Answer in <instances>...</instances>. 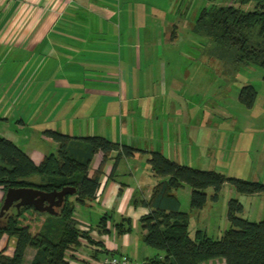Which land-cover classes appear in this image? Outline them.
<instances>
[{
  "label": "crops",
  "instance_id": "crops-1",
  "mask_svg": "<svg viewBox=\"0 0 264 264\" xmlns=\"http://www.w3.org/2000/svg\"><path fill=\"white\" fill-rule=\"evenodd\" d=\"M211 5L237 4L235 0L0 3V135L36 164L53 153L36 146L37 134L47 129L74 137L100 135L146 151L121 158L114 170L115 153L105 160L94 199L77 204L74 211L79 229L88 226L94 242L80 239L66 252L69 264H99L112 254L143 264L158 254L142 239L140 219L149 209L138 201L149 198L159 181L147 155L159 151L167 156V146L171 151L187 146L192 119L201 123L204 117L197 113L192 117L188 103L182 108L173 106V99L164 101L165 64L151 51L157 63L153 71L143 72L142 43L153 50L156 43L179 41L192 32L201 10ZM168 87L173 89L174 84ZM3 124L9 125L10 135ZM43 140L53 142L46 136ZM102 160V153L94 155L90 176ZM5 192L0 187V207ZM104 216L108 217L105 233L98 226ZM122 218L130 219L132 230L117 234L114 225ZM14 245L12 238L0 239V250L7 255L13 254ZM34 252L26 249L22 264H29Z\"/></svg>",
  "mask_w": 264,
  "mask_h": 264
},
{
  "label": "trees",
  "instance_id": "trees-1",
  "mask_svg": "<svg viewBox=\"0 0 264 264\" xmlns=\"http://www.w3.org/2000/svg\"><path fill=\"white\" fill-rule=\"evenodd\" d=\"M235 1L237 5H211L202 9L192 32L207 37L213 54L229 69L246 64L264 66V0ZM249 3H254V8L245 10L243 6ZM256 98L252 86L243 87L239 95L248 107L253 106ZM43 135L57 144V150L39 164L13 141L0 135V187L4 191L30 187L51 192L70 186L76 192L66 195L56 215L37 211L32 206L19 210L12 206L6 211L0 217V239L5 235L15 245L12 255L0 250V264H22L28 248L35 251L29 264H69L66 252L76 247L80 239L94 242L88 230L79 229L74 211L77 204L94 199L105 160L115 153L114 170L121 158L146 152L100 135L74 137L51 129L44 130ZM99 152L103 160L90 176V164ZM148 163L159 181L149 198L138 203L149 209L140 219L143 242L158 254L143 264H203L215 259L225 264H264V219L255 222L240 217L242 203L232 198L227 211L230 228L220 239H213L199 229L191 235L189 212L181 210L174 193L189 185L192 211L204 207L208 188L213 190L211 200L217 201L226 183L242 194L264 193V183L182 165L159 151L149 152ZM107 219L105 216L100 219V232H108ZM114 226L117 234L132 230L128 218H122Z\"/></svg>",
  "mask_w": 264,
  "mask_h": 264
},
{
  "label": "rangeland",
  "instance_id": "rangeland-1",
  "mask_svg": "<svg viewBox=\"0 0 264 264\" xmlns=\"http://www.w3.org/2000/svg\"><path fill=\"white\" fill-rule=\"evenodd\" d=\"M243 8L251 10L254 3ZM189 32L173 44L156 43L153 50L142 43L143 72L149 68L153 71L157 63L153 58L155 54L150 56L151 51H156L158 60L165 64L168 89L164 101L173 99L171 103L176 104L173 106L179 104L182 108H186L188 103L192 117H195L194 113L204 117L201 123L192 119L190 139L185 140L187 146L179 147L177 151H171L172 148L167 146L166 157L192 168L264 183V66L246 64L229 69L222 59L213 54L212 43L207 37L195 35L191 30ZM170 82L174 84L173 89L168 87ZM245 86H252L257 92L251 107L239 99ZM2 127L6 134H11L8 124ZM42 134H37L35 138L37 148L55 153L57 144L43 140ZM174 193L180 201L181 210L189 212L191 235L199 229L213 239H220L230 228L227 211L232 198L242 203L240 217L255 222L264 219V193L242 194L226 183L217 201L211 200L213 190L208 188L204 207L192 211L191 187L184 185ZM136 194H141L139 189H136ZM213 264L225 263L218 259Z\"/></svg>",
  "mask_w": 264,
  "mask_h": 264
},
{
  "label": "water",
  "instance_id": "water-1",
  "mask_svg": "<svg viewBox=\"0 0 264 264\" xmlns=\"http://www.w3.org/2000/svg\"><path fill=\"white\" fill-rule=\"evenodd\" d=\"M75 192L76 189L70 186L51 192H44L30 187L8 188L0 207V217L12 206L17 210L23 206H32L37 211L56 215V209L62 206L66 195H71Z\"/></svg>",
  "mask_w": 264,
  "mask_h": 264
},
{
  "label": "built area",
  "instance_id": "built-area-1",
  "mask_svg": "<svg viewBox=\"0 0 264 264\" xmlns=\"http://www.w3.org/2000/svg\"><path fill=\"white\" fill-rule=\"evenodd\" d=\"M5 0H0L2 3ZM88 226H84V230H88ZM99 264H142L133 261L132 259L122 256V255H108L104 259H102Z\"/></svg>",
  "mask_w": 264,
  "mask_h": 264
}]
</instances>
